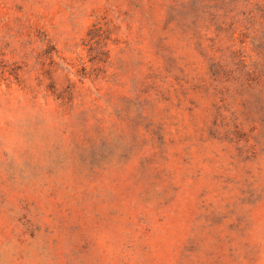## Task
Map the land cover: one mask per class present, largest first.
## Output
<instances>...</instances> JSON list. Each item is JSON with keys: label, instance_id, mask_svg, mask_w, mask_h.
<instances>
[{"label": "rangeland", "instance_id": "374dc122", "mask_svg": "<svg viewBox=\"0 0 264 264\" xmlns=\"http://www.w3.org/2000/svg\"><path fill=\"white\" fill-rule=\"evenodd\" d=\"M0 264H264V0H0Z\"/></svg>", "mask_w": 264, "mask_h": 264}]
</instances>
